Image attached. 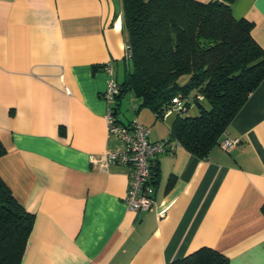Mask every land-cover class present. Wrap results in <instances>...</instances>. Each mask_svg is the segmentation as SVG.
I'll return each mask as SVG.
<instances>
[{"label":"crops","instance_id":"crops-1","mask_svg":"<svg viewBox=\"0 0 264 264\" xmlns=\"http://www.w3.org/2000/svg\"><path fill=\"white\" fill-rule=\"evenodd\" d=\"M231 9L264 49V0ZM125 46L121 0H0V178L34 215L22 264H167L201 247L264 264V80L224 134L236 147L201 159L171 141L154 161V206L131 211L128 170L105 156L121 144L102 98V67L121 83ZM134 98L114 105L118 122L161 126L149 140H168L173 113L148 119Z\"/></svg>","mask_w":264,"mask_h":264},{"label":"trees","instance_id":"trees-1","mask_svg":"<svg viewBox=\"0 0 264 264\" xmlns=\"http://www.w3.org/2000/svg\"><path fill=\"white\" fill-rule=\"evenodd\" d=\"M233 1L121 0L129 58L117 102L130 92L158 120L176 110L168 140L201 159L264 80V49L252 36V22L233 15ZM176 97L183 109L174 108ZM194 104L198 113L188 115ZM5 153L0 141V156ZM33 223L34 215L0 178V264H22ZM167 264L230 263L220 252L201 247Z\"/></svg>","mask_w":264,"mask_h":264},{"label":"built area","instance_id":"built-area-1","mask_svg":"<svg viewBox=\"0 0 264 264\" xmlns=\"http://www.w3.org/2000/svg\"><path fill=\"white\" fill-rule=\"evenodd\" d=\"M128 46H125L124 60L129 58ZM102 69L107 73L108 79L102 98L108 104L104 115L108 137H115L120 141L121 147L108 150L105 153L108 162L123 165L128 170V190L125 202L128 210L141 212L149 211L155 204V186L151 181V170L154 161L159 154L171 150V141L163 140L151 142L149 140V129L141 124L136 118L127 124L118 122L115 116L114 105L120 95L121 85L115 79L113 65L107 62ZM174 108L183 109L180 98L172 99ZM175 146H180L173 141ZM239 138L223 137L219 145L224 150H231L239 144ZM94 157H90L93 162Z\"/></svg>","mask_w":264,"mask_h":264},{"label":"rangeland","instance_id":"rangeland-1","mask_svg":"<svg viewBox=\"0 0 264 264\" xmlns=\"http://www.w3.org/2000/svg\"><path fill=\"white\" fill-rule=\"evenodd\" d=\"M181 81H183V79H181ZM127 99H130V95L128 94L127 95ZM134 105H137L136 103L138 102V100L139 99H137L136 97L134 98ZM125 104H126V102H125ZM124 104V105H125ZM126 107L127 108H125L126 109V114H127V116H129V117H131L132 115H133V110H132V108H131V106H130V104L127 102V105H126ZM146 110H147V118L148 119H150V114H148V113H151V111L148 109V108H146ZM172 117L174 118V116L176 115V113H177V111L176 110H174V111H172ZM198 113V108H197V106L194 104V105H191V107L189 108V110H188V115H195V114H197ZM149 115V116H148ZM153 115V114H152ZM152 118H153V116H151ZM151 118V119H152ZM158 122V125H161V123L162 122H160V121H157ZM156 122V123H157ZM148 127H149V129H150V131L151 132H155V133H160L161 131H162V128H161V126H155L154 124H152V123H150L149 125H148Z\"/></svg>","mask_w":264,"mask_h":264}]
</instances>
